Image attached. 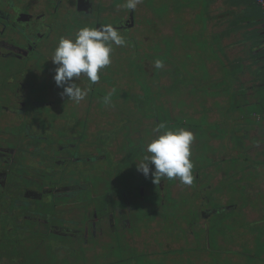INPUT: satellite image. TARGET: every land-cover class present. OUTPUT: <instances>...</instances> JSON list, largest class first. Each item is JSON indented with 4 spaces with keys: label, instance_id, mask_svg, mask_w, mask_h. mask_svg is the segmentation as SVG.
I'll use <instances>...</instances> for the list:
<instances>
[{
    "label": "rangeland",
    "instance_id": "1",
    "mask_svg": "<svg viewBox=\"0 0 264 264\" xmlns=\"http://www.w3.org/2000/svg\"><path fill=\"white\" fill-rule=\"evenodd\" d=\"M212 2L211 0H143L138 4L133 11L135 23L130 30V35L136 41L133 40L132 43H127L124 46L113 47L110 54L111 63L100 71L99 81L105 78L110 79L108 78L110 76L120 75L136 80L139 92L137 97L134 96L129 101L136 104L139 121L137 123L125 122L120 116L112 114L109 108L108 112L107 107L103 104L100 108L98 107V111L95 113L96 117L104 116L105 123L109 121V118L114 119L116 125L111 124L112 126L106 127V133L110 130L115 133L122 131L120 135L113 136L114 141L122 140L120 142L122 145L119 148L122 150V157L118 163L120 170L114 173H105L107 175L105 178L109 177L110 185H112L109 190L113 192L114 187L118 186L116 195L120 197L124 192L122 184L125 179L128 177L129 180L132 178L135 180L142 175L136 165L145 157L142 145L145 151L146 146L156 138L153 129L162 122L160 109L155 114V111L149 112L141 107L151 106L157 101L159 86L178 84L179 81L181 107L187 108L184 109L188 113L187 115L195 118L200 115L193 113L191 106L193 109H200L201 113L205 114V120L199 122L200 127L205 128H201V133L200 130H197V133H200L199 149L192 152L190 157L194 165L192 174L194 171H199L196 181L193 180L191 185L178 187L177 184L180 183L178 179H173L170 183L169 179L163 178V193H160L161 190H159V198L154 199L156 203L150 200L148 207L147 204L139 202V210L136 213L134 211L128 213L134 228L121 229L119 227L122 231H111L108 237L111 243L109 245L112 247L109 251L102 250L104 251L102 255L96 253L95 250L86 255H74L73 259L65 261L66 256L58 257L54 253V249L49 248L46 242L40 246L41 249L39 248L33 253L15 256V260L19 257V264H71L72 262L73 264H174V262L177 264H190V262H192L191 264H264V246L263 248L258 247L259 242L261 245L264 244L262 238L264 237L262 235L264 228H259L262 224L256 223L258 227H254L255 229L252 228V225H250L251 228H247L246 234L251 237L250 242L253 243L251 247L249 244L247 247V242L246 245H242L243 238L240 230L245 220V210L249 217V221H246L248 224H252L256 218H264V165L261 164L263 154L261 150H264V138H262V133H264V89L252 91L253 96L249 97L246 95L249 94L247 88H243V94L237 92L240 89V87L238 89V80L235 78L236 76L234 77V69L229 70L228 64L224 62L225 51L219 42L220 38L215 34H213L214 38L211 37L210 27L214 25L215 21L209 18L208 14ZM123 4L124 0H120L122 9L124 8ZM256 4L255 0L254 5L260 8V5ZM185 9L188 11L186 16H184ZM196 9L198 12L194 15L189 12ZM105 21L106 23L110 22L108 19ZM66 32L68 31L65 30ZM128 35L129 32L122 33L124 39ZM62 36L63 34L58 37V42ZM54 40L58 45L56 37ZM134 43L136 44L134 45ZM126 51L129 55L124 58ZM155 60L163 62L162 68L165 71L162 68L159 70L168 74L167 72L172 69L175 71V75H178L179 80L176 77H171L168 80L167 75L158 81L147 79L149 89V86L144 82L145 74L148 75L144 70L153 73L156 69L154 67ZM235 70L239 71V66ZM211 71L214 74L212 78H210ZM249 72L252 75V71ZM260 72L264 73V67ZM84 78V87L94 86L89 80L86 83L87 78ZM49 81L50 84L55 83L53 77L45 79V83ZM183 87L188 88V95H184ZM104 92L106 91L102 86L96 85L92 99H95L96 102H103ZM233 93L234 96H232ZM126 97L123 95L122 101L113 102L116 104L115 107H118L119 113L120 110H130ZM173 99L175 97L169 98L166 102V99L162 97L158 102H161L167 109V107H172ZM84 100L92 103L87 96ZM252 100H257V104L248 105ZM231 102L232 108L229 107ZM174 110V114L178 115V109ZM75 113H77L76 106L72 107L70 115L73 117ZM2 115L5 116V113L0 111V119ZM128 117L133 119L135 115ZM150 121H153V124ZM163 121L165 122L164 119ZM130 123H133L131 127L128 125ZM72 127L77 130V126L72 125ZM78 128L84 130L85 126L81 124ZM103 130L99 133L98 139H100ZM257 130H261L259 135L256 134ZM96 131L99 132L100 127H97ZM128 132L142 133L141 140L133 139L134 135L130 138L127 135ZM84 138L91 143L97 140L94 135ZM4 145L14 146L9 142H5ZM146 155H148L147 152ZM151 166L150 169H152ZM87 170L89 175L84 180L89 181L92 186L90 193H95L93 194L95 199L89 198V193L87 196L88 202L92 203L101 198L98 187L103 179L93 173L95 171L92 164ZM133 173L137 175L133 176ZM113 176L117 180L114 187ZM150 178L153 181L152 175ZM143 180H138L137 183H140L141 186H136L145 189L148 197L149 190L144 185L149 180V176H144ZM204 185H207L210 191L208 190V193L202 195L201 198L208 196L209 202H203L201 207L199 206L198 190L203 189ZM136 186L134 187L135 192H137ZM195 188L197 190L194 198L189 201L188 198ZM135 192L132 193L131 190L128 194L131 196ZM202 209L210 211L211 216L209 218L202 216ZM184 211L187 215L184 214ZM194 212L197 214L193 215ZM174 214H178V218H183V222L177 223ZM187 217L188 220H186ZM153 218L167 219L168 225L160 223V221L155 225L163 233L152 234L153 231L145 230V228L147 230L153 228ZM257 220L261 221L262 219ZM1 221L0 237H2L3 231L6 233L8 229L7 220L3 218ZM135 221L138 224L135 225ZM198 222H201L200 225ZM24 226H28L30 230H33L34 227L28 222ZM11 227L13 230L17 228L15 224ZM203 230H207V233ZM15 234L18 236L17 231ZM205 235L208 237L206 243L208 242L210 248L209 253L202 250L205 246L203 239L206 237ZM0 241H8L7 235H4ZM135 241H137V247ZM76 242L78 241L74 240L71 243ZM98 246L103 247V242H99ZM178 248L179 250L173 253L161 256L163 251ZM185 249L193 251L186 253ZM11 255L7 253L8 259L14 260L11 259Z\"/></svg>",
    "mask_w": 264,
    "mask_h": 264
},
{
    "label": "flooded vegetation",
    "instance_id": "2",
    "mask_svg": "<svg viewBox=\"0 0 264 264\" xmlns=\"http://www.w3.org/2000/svg\"><path fill=\"white\" fill-rule=\"evenodd\" d=\"M105 19L110 22L106 23ZM103 23H112L121 36L129 32L131 38L134 12L125 7L122 9L120 0H0V111L5 113L0 119V222L4 218L8 227L6 233L2 230L0 237L1 240L7 235L8 240L0 241V264H19V257L15 260V256L33 253L46 242L58 257L66 256L65 261L95 250L102 255V250L109 251L112 247L108 237L111 231L134 228L128 213H136L139 202L149 207L150 200L156 203L154 199L159 198V190L163 193L164 179L159 185L153 183L149 175L144 185L149 190L147 197L145 189L136 186H141L138 180L144 181L142 174L135 180L127 177L122 184L125 193L118 197L115 177L112 178L113 187L116 186L113 192L109 190L112 186L109 177L105 178L106 172L120 170L122 140L114 141L113 136L122 131L106 133V127L116 125L114 119L109 118L105 123V117H96L95 113L103 104L123 121L137 123L138 108L129 101L133 94L137 95L136 85L130 82L127 86L123 80L125 77L118 72L120 76H110V79H102L87 88L83 85L85 76L81 75L77 80L73 78V82L88 90L87 97L92 103L82 100L74 104L67 96L61 95L62 88L50 84V81L45 83L47 77H54L57 67L51 60L57 46L54 38L58 42V37L63 34L62 37L74 39L79 29L99 27ZM96 85L105 89L103 98L111 96L109 104L92 99ZM123 95L127 96L130 110H120L119 113L113 102L122 101ZM74 106L77 113L72 117L70 113ZM134 115L129 119L128 116ZM133 123L128 124L129 127ZM81 124H84V130L78 128ZM72 125L77 126V130ZM97 127H100L99 132ZM102 130L100 140L98 135ZM93 135L97 140L92 143L84 138ZM127 135L130 138L134 135L133 139L137 141L142 137V133L128 132ZM5 142L14 146L8 147ZM143 148L142 145L146 156ZM91 164L93 173L103 179L98 187L101 198L92 203L88 202L87 196L89 193V198L95 199V193H90L92 186L84 180ZM151 167L154 171V165ZM166 185L169 187L168 183ZM180 185L184 184H177ZM131 190L135 194L130 196L128 192ZM203 202L200 199L199 206L202 207ZM205 210L201 211L202 216L209 218L211 212ZM184 214L187 215L185 211ZM174 217L177 223L183 222L178 214ZM159 221L168 225L165 218H153V228L145 230L153 231L152 234L163 233L155 226ZM26 222L33 224V230L24 226ZM13 224L16 230L11 227ZM203 232L207 233V230ZM74 240L78 242L71 243ZM206 241L205 237L204 250L209 248ZM99 242L104 246H98ZM176 250L179 248L168 249L161 256ZM192 251L184 250L186 253ZM7 253L12 254L14 260H9Z\"/></svg>",
    "mask_w": 264,
    "mask_h": 264
},
{
    "label": "clouds",
    "instance_id": "3",
    "mask_svg": "<svg viewBox=\"0 0 264 264\" xmlns=\"http://www.w3.org/2000/svg\"><path fill=\"white\" fill-rule=\"evenodd\" d=\"M143 0H124L123 7L134 11ZM113 44L124 46L127 41L111 24H102L99 27H83L79 29L74 39L61 37L51 58L55 68L54 81L57 87L63 89L62 96L68 100L79 103L87 96L88 90L82 89L73 82L85 76L91 84L100 79V71L110 65V54ZM154 67H163L161 60L154 61ZM105 104L111 102V96L103 98ZM153 132L156 138L147 146L148 153L137 165V170L148 177L150 172L153 183H159L162 178L178 179L184 185L193 183L192 169L194 167L191 157V145L195 139L194 134L185 129H167L161 123ZM154 165V171L150 169Z\"/></svg>",
    "mask_w": 264,
    "mask_h": 264
},
{
    "label": "crops",
    "instance_id": "4",
    "mask_svg": "<svg viewBox=\"0 0 264 264\" xmlns=\"http://www.w3.org/2000/svg\"><path fill=\"white\" fill-rule=\"evenodd\" d=\"M211 2L208 15L210 16L209 18L215 21L214 25L210 27L211 37L217 36L220 38L219 42L225 51L224 62L236 64L231 69H235L241 63L242 66H245V71H248V68L249 71H252V75L249 71L244 74L241 84L242 87L244 86L243 88H247V91H249V94L246 95L248 97L253 96L252 91L257 88L251 89L256 85L257 80L261 83L264 82V73L260 72L264 67V39L261 41V37L258 36L261 34L264 38L263 9L261 6L259 8L254 5L255 0H211ZM184 7H186V4H184ZM187 12V10L184 11V16H186ZM189 12L194 15L198 12V9L190 10ZM240 94L243 93L241 92ZM256 102L257 100H252L250 104ZM260 133L261 130H257L256 134L259 135ZM262 138H264V133H262ZM261 152L263 153L261 164L264 165V150H261ZM244 216L245 220L240 229L241 237L243 238L242 245H246L247 242V247L248 244L251 247L253 243L250 242L251 237L246 234L247 228H251L250 225H252V228L255 229L254 227H258L259 223L262 224L259 228H264V218H256L252 224H248L246 221H249V217H247L248 213L246 210L244 211ZM257 219L262 220L258 221ZM262 235H264V231H262ZM262 238L264 239V237ZM263 246L264 244L261 245V242H259L258 247L263 248Z\"/></svg>",
    "mask_w": 264,
    "mask_h": 264
},
{
    "label": "trees",
    "instance_id": "5",
    "mask_svg": "<svg viewBox=\"0 0 264 264\" xmlns=\"http://www.w3.org/2000/svg\"><path fill=\"white\" fill-rule=\"evenodd\" d=\"M258 36L261 37V41L264 39L261 34H259ZM131 38H133V37H131ZM131 38L128 36L127 37V42L132 43L133 40ZM135 44L136 43H134V45ZM124 54H126V55L123 56L124 58H127L128 55H129L128 54V51H126ZM224 54H225V52H224ZM137 57H138V53H137ZM166 60H167V58H166ZM233 65H236V64H234V63L229 64L228 63V69L231 70V68H232ZM238 65H239V71H237V70L234 69V71H235L234 76H236L235 78L238 80V85H239L238 87H241L240 89L238 88L239 90H237V92H240L241 93L243 91V87H244V86L242 87V84L241 83L243 81L244 74H247L248 71H245V66L244 65L242 66L241 63H239ZM163 70L165 71V69H163ZM144 72H146L148 74V75L145 74V78L146 79L144 80L145 84H147L148 86H149V84H148V82H146L147 79H152L154 81H158L160 78L164 77L165 75H167L168 80L171 77L172 78H175L176 77V79L179 80L178 75L177 74L175 75V71L172 70V69L167 72L168 74H166L165 72H163V71H161V70H159L157 68L154 69V71H153L154 74L151 73V72H149V71H145V70H144ZM169 72L172 74L171 76H170V73ZM237 73H239V74H237ZM210 74H211V77L210 78H212L213 75H214L213 72L211 71ZM122 77H125L123 80H126L127 86H130L129 84H130V82H132V84L136 85L137 86V89H138V85H137L136 80L131 79V78H128V77L123 76V75H122ZM178 84H179V81H178ZM178 84L175 83V84H169L168 86H165V85L159 86V89L160 90L157 92L158 97L156 96V100L157 101L154 102V103H152L151 106H148V107L145 106V108L142 106L141 108H143V109H145V110H147L149 112H154L155 111L154 112L155 114L158 112V109H160V111H161V114L160 115L162 117L161 118L162 122H160V123L165 124L166 127H167V129L177 130L179 128H185V129L191 131L194 134V137H195V139H194V141H193V143L191 145V154H192V152H195V151H197L199 149V145H200V133L202 132V129L201 128H205V127H200L199 122L201 120H205V114H204V112L201 113L202 111L200 109H193L192 106H191V109H192L193 113H195V114L199 113L200 115H199L198 118H195V117H192V116H188L187 115L188 113L184 110L186 107H184V109H183V107H181L182 100L179 97V94L181 92V89L178 87ZM185 88H187V87H185ZM185 88L183 87L184 95H188L189 94L188 88H187V90H185ZM256 88L257 89L258 88L259 89H261V88L264 89V84L261 83V82H258V80H257L256 85L254 87H252L251 90L256 89ZM149 89H150V86H149ZM138 92H139V90L137 91V93ZM134 96H137V95L133 94V97ZM232 96H234V93L232 94ZM162 97L164 99H166V102L169 100V98L175 97V99L172 100V107L171 108L167 107V109H165L164 106L161 104V102H158ZM248 105H251V104L249 103ZM229 107L232 108V102L229 104ZM174 109H178V111H177L178 112V115H175L174 114V111H175ZM251 116H253L252 113H251ZM255 116H256V114H255ZM149 119H152V118H149ZM163 119L165 120V122L163 121ZM197 130H200V133H197ZM197 175L199 176V171H194L193 172V177H194L193 180L194 181H196V179L198 178ZM169 182L171 183V180H169ZM196 190H197V188H195L193 190V193L188 198L189 201L191 200V198L192 199L194 198V194H195V191ZM208 190L209 189L207 188V185H204L203 186V189L198 190V192H199L198 193V196L200 197L201 200H204L206 203L209 202L208 201L209 200L208 196L207 197H204L203 196V199L201 198V196L204 195L205 193L207 194L208 193ZM195 214H197V213L194 212L193 215H195ZM206 238L208 239L207 236H206ZM203 239L205 240V238H203ZM203 251H208V253H209L210 248L204 250V247H203ZM191 263L192 262H190V264ZM109 264H111V263H109ZM174 264H177V262H174Z\"/></svg>",
    "mask_w": 264,
    "mask_h": 264
},
{
    "label": "built area",
    "instance_id": "6",
    "mask_svg": "<svg viewBox=\"0 0 264 264\" xmlns=\"http://www.w3.org/2000/svg\"><path fill=\"white\" fill-rule=\"evenodd\" d=\"M257 4L263 9V22H264V0H256Z\"/></svg>",
    "mask_w": 264,
    "mask_h": 264
},
{
    "label": "water",
    "instance_id": "7",
    "mask_svg": "<svg viewBox=\"0 0 264 264\" xmlns=\"http://www.w3.org/2000/svg\"><path fill=\"white\" fill-rule=\"evenodd\" d=\"M131 16H132V12H131Z\"/></svg>",
    "mask_w": 264,
    "mask_h": 264
}]
</instances>
